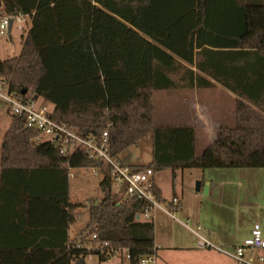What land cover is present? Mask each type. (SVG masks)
I'll use <instances>...</instances> for the list:
<instances>
[{
  "label": "trees",
  "instance_id": "16d2710c",
  "mask_svg": "<svg viewBox=\"0 0 264 264\" xmlns=\"http://www.w3.org/2000/svg\"><path fill=\"white\" fill-rule=\"evenodd\" d=\"M0 10L31 16L20 54L0 62V83L23 101L52 104V119L84 138L108 132L114 160L151 135L153 161L136 171L264 169V0H0ZM183 70L187 88H214L208 77L237 98L234 127H220L200 157L193 127L154 118L155 92L178 88L171 75ZM39 137L12 115L0 147V229L10 235L0 236V264L106 263L116 252L139 264L158 251L154 221L137 220L149 204L116 199L109 165L81 149L65 159L50 142L37 146ZM72 169L97 170L103 200L70 239L87 208L70 199ZM35 175L45 180L42 199L30 190L3 199L18 198L22 179ZM52 177L54 190L45 186ZM154 192L162 202L155 184Z\"/></svg>",
  "mask_w": 264,
  "mask_h": 264
},
{
  "label": "rangeland",
  "instance_id": "374dc122",
  "mask_svg": "<svg viewBox=\"0 0 264 264\" xmlns=\"http://www.w3.org/2000/svg\"><path fill=\"white\" fill-rule=\"evenodd\" d=\"M27 23L24 31L18 32L14 27L12 39L0 38V62L18 56L22 49V36L27 33ZM6 93L4 92L3 95ZM171 95V96H168ZM197 107L180 100L178 93L155 92L154 118L158 125H184L196 130V155L200 157L205 149L217 137L220 127H234L236 96L222 90L221 87L199 94ZM37 106L53 105L39 100ZM192 113V114H190ZM191 117L193 124L185 121ZM190 115V116H189ZM182 116V117H181ZM12 114L9 103L0 98V147L4 136L10 128ZM120 161L130 166H149L153 161V138L144 137L136 146L119 157ZM70 198L74 203H86L83 220L73 226L74 236L81 234L89 223V208L102 202L100 193L102 175L97 170L72 169L70 171ZM164 204H169L174 197L180 201L179 208L169 209L174 218L163 211L155 212V237L157 242L164 241L171 246H184L192 234L180 223H188L190 228L201 233L209 240L226 251H232L214 241L220 239L231 243L242 242L251 237L253 228L258 225L264 238V169H210L165 171L157 174ZM203 188L197 191V185ZM120 187L113 185V194L119 193ZM117 199V198H116ZM143 221H149L142 218ZM209 234V235H208ZM197 241V239H194ZM196 243V242H195ZM214 252V251H212ZM224 257L223 255L214 252ZM263 255V253H250ZM249 254V255H250ZM227 259L226 257H224ZM84 264H129L123 254L116 256L107 263H100L97 256H90Z\"/></svg>",
  "mask_w": 264,
  "mask_h": 264
},
{
  "label": "built area",
  "instance_id": "2783aa9c",
  "mask_svg": "<svg viewBox=\"0 0 264 264\" xmlns=\"http://www.w3.org/2000/svg\"><path fill=\"white\" fill-rule=\"evenodd\" d=\"M30 19L31 16L22 14L9 17L0 10V38L12 39L15 25H17L18 32H23L24 25L30 24ZM11 22L12 30L9 33ZM4 92L6 93L5 95H3ZM0 98L9 103L12 115L25 118L27 127L40 133V137L36 139L37 146L50 142L59 149L60 155L65 159L77 149L85 151L90 159L102 160L110 166L114 184L123 189L126 197L145 201L149 204L150 207L142 217L151 221L158 210L174 217L169 209L179 208V199L174 198L171 203L163 205V203L157 200L154 192V172L152 169L136 171L131 166L114 160L110 155L108 132H105L100 137L92 136L84 138L66 126L56 123L51 117L52 110L47 106L38 107L37 102L33 103L21 100L18 96L10 94L7 85L4 86L2 83H0ZM183 226L196 237V248L198 250L217 252L231 259L235 264H264L263 255L256 256L250 254L264 252V238L258 225L253 228L251 237L239 242L233 247L232 251H226L214 245L201 233L200 227L193 230L188 223H183ZM96 238L95 235L91 237L92 240ZM115 254L117 256L120 255L119 252ZM123 255L125 260H130V255L127 252ZM139 264H157V252L151 256L142 258Z\"/></svg>",
  "mask_w": 264,
  "mask_h": 264
},
{
  "label": "crops",
  "instance_id": "0c3cea01",
  "mask_svg": "<svg viewBox=\"0 0 264 264\" xmlns=\"http://www.w3.org/2000/svg\"><path fill=\"white\" fill-rule=\"evenodd\" d=\"M191 70L194 71L195 74L198 73V71L194 68H192ZM186 75H187L186 71H184V70L181 71L178 75H171L172 81L176 82V84L178 85V88L171 90V91H167V93H172V92L178 93L180 100H184V102L186 101L187 104L189 101V104L191 105V107H189V105H185V106H188L189 110L194 109V107H197L196 103L199 104L197 102L198 101L197 97L199 94L203 93L204 91H211V90H214L215 88H219V87H221L222 90H226L221 85H219L218 83H216L215 81H213L212 79H210L208 77H205V78L214 84V88L203 89V88H198L195 86L193 88H189V87L187 88L186 86H184L185 84L181 80L182 77L183 76L186 77ZM226 91H228V90H226ZM163 92H165V91H163ZM168 96H171V95H168ZM192 113H190V114H192L191 117H193L194 114H196L194 112H192ZM185 116L186 117H183V118H185V121L193 124V122H191V117H188V115H185ZM121 162L127 164L124 161H121ZM70 175H71V173H69V184H70ZM26 178L27 177L22 179V181L25 180L24 185L21 184L19 189H18V192L20 193V196L18 198L6 196V197H3V199H27L26 196H27V194H28L27 192L29 190L32 192L33 195H35L39 199H42L45 180L42 179L40 175L39 176L35 175V176L29 177L27 179ZM53 179H54V177H52V183L51 182H45V186L49 187L51 190H54L52 187V186H54L53 185ZM153 182L157 186V188L160 190L161 197H162L161 203H165L166 200L163 197L162 188L160 186L159 180L157 179V174L153 177ZM28 184L32 187L27 188ZM57 186H58V184H57ZM202 188H203V186H201V189ZM123 198H126V196L124 195L123 189L120 187L119 193H117V199H123ZM174 198H177V196H175ZM4 215H5V213L3 212V214L1 215V218H3V219L8 218L7 217L8 215H5V216ZM167 216H169L170 218H174L168 214H167ZM142 218H144V217H140L141 221H143ZM180 224L183 226V223H180ZM8 229H9V227L8 226L4 227V224H3V226H1V229H0L1 230L0 236H3V237L10 236L8 233ZM11 232H12V234L14 233L13 229H11ZM68 233H69L70 239H73L75 237L74 231H73V226L69 228ZM191 234H192V237H189V239L187 240V244H185L184 246H171V244H166L164 241L157 242V238L155 237V243H156V246L158 249V251H157V264H235L231 259H229L227 257H226L227 259H225L224 258L225 256L221 257L220 255L215 254L212 251L198 250L196 248V243H195L196 241L194 240L196 237L194 236L193 233H191ZM214 241L220 245L221 244L224 245L225 247H227L229 249H232L234 246H236L239 243V242L231 243L228 240L222 241L219 238L214 239Z\"/></svg>",
  "mask_w": 264,
  "mask_h": 264
},
{
  "label": "water",
  "instance_id": "95a60500",
  "mask_svg": "<svg viewBox=\"0 0 264 264\" xmlns=\"http://www.w3.org/2000/svg\"><path fill=\"white\" fill-rule=\"evenodd\" d=\"M11 30H12V22H11V26H10L9 33H11ZM201 186H202V184L201 183H198V185H197V191H200L201 190ZM137 220H140V216L137 217ZM77 264H84V261L83 260H80V261L77 262Z\"/></svg>",
  "mask_w": 264,
  "mask_h": 264
}]
</instances>
